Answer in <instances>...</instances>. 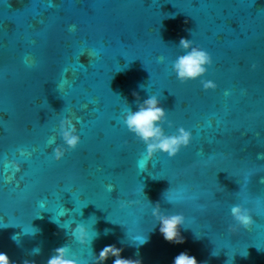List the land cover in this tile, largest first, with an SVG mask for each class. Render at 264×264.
<instances>
[{"label":"water","instance_id":"95a60500","mask_svg":"<svg viewBox=\"0 0 264 264\" xmlns=\"http://www.w3.org/2000/svg\"><path fill=\"white\" fill-rule=\"evenodd\" d=\"M181 37L212 58L202 77L183 83L172 70L185 53ZM201 79L216 89L203 90ZM133 92L141 101L155 95L163 134L184 127L189 146L138 167L145 145L121 122L137 108ZM63 117L80 138L76 149L61 137ZM56 147L65 150L60 161L51 159ZM258 154L264 0H0V252L13 264H46L63 245L68 258L94 264L108 244L141 264H172L182 251L202 264H264ZM157 202L164 215H184V243L159 233ZM233 205L251 213L250 228L228 231ZM76 223L98 233L90 247L71 236Z\"/></svg>","mask_w":264,"mask_h":264},{"label":"clouds","instance_id":"9594fccd","mask_svg":"<svg viewBox=\"0 0 264 264\" xmlns=\"http://www.w3.org/2000/svg\"><path fill=\"white\" fill-rule=\"evenodd\" d=\"M70 32L76 30V25L72 24L68 26ZM178 45L180 48L185 50V53L178 56L172 63V70L176 74L177 80L185 82L188 80H195L202 77L206 72L208 66L212 63V58L208 51L201 47L194 46L193 41L181 37ZM83 54V53H81ZM23 62L27 66H31L32 61L29 57H25ZM255 67V65H253ZM201 87L207 91L209 89L215 90L217 85L210 79H201ZM227 91L225 95H227ZM132 95L136 98L137 108L132 111L130 108L124 111L123 118L121 120L123 126L135 137L139 138L145 145L144 152L141 155V160L138 161V167H143L141 161H149L153 158V154L156 152L166 153L169 159L174 158L181 148L189 146L192 139V132L180 127L177 129V134L172 136H166L163 134L162 129L159 126V121L164 118L165 110L160 106V102L155 95L147 96L142 101L136 92ZM59 129L61 137L64 143L70 149H76L80 143V138L75 134L76 129L72 125V122L67 117H63L59 120ZM21 156L25 155L24 149H18ZM65 156V150L62 147H56L52 150L51 159L54 161H60ZM264 156V154H258V158ZM11 167L12 171L19 173L21 168L19 164L15 162H8L6 167ZM107 190L111 192L113 190L112 185L106 186ZM131 203V202H130ZM43 207V204H41ZM69 210L62 208L60 215H64ZM151 215L159 224V233L163 239L168 242L175 244L184 243V238L180 235L179 226L185 223V217L182 213H176L171 215H164L160 212L159 203L152 205ZM231 216L234 223L228 225V231L234 230L235 227L248 229L255 222L252 218L251 213L247 209H242L240 205H233L231 208ZM75 223V222H73ZM60 227H62L60 225ZM66 234H68V228H64ZM37 231L34 229L33 234ZM109 229H104V234L107 235ZM71 236L80 244L88 245L90 247L92 240L98 235H93L82 223H76L75 227L71 229ZM13 240H17L16 236L12 237ZM146 237L139 241L143 243ZM18 242V241H17ZM67 246L54 249V254L51 255L46 264H80V262L74 258L67 257ZM122 248H118L113 244H108L102 247L98 254L94 255V264H105V262L112 257V264H141L139 259L125 258L121 256ZM40 248H33L31 255H38ZM213 252V255H216ZM247 253L245 252V254ZM0 264H13L9 260L8 255L5 252H0ZM23 264H35L34 261L25 260ZM172 264H202L197 261L196 257L190 255L187 251H182L173 258ZM226 264H231V260L227 261Z\"/></svg>","mask_w":264,"mask_h":264},{"label":"snow or ice","instance_id":"6c2138e0","mask_svg":"<svg viewBox=\"0 0 264 264\" xmlns=\"http://www.w3.org/2000/svg\"><path fill=\"white\" fill-rule=\"evenodd\" d=\"M137 239H139V237H137ZM245 254V253H242V255Z\"/></svg>","mask_w":264,"mask_h":264}]
</instances>
